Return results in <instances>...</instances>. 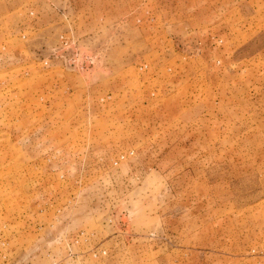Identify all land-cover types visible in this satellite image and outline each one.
Masks as SVG:
<instances>
[{"label":"rangeland","instance_id":"374dc122","mask_svg":"<svg viewBox=\"0 0 264 264\" xmlns=\"http://www.w3.org/2000/svg\"><path fill=\"white\" fill-rule=\"evenodd\" d=\"M0 264H264V0H0Z\"/></svg>","mask_w":264,"mask_h":264}]
</instances>
